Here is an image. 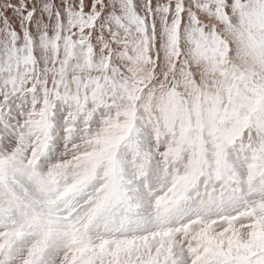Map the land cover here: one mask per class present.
Here are the masks:
<instances>
[{"label": "snow or ice", "instance_id": "obj_1", "mask_svg": "<svg viewBox=\"0 0 264 264\" xmlns=\"http://www.w3.org/2000/svg\"><path fill=\"white\" fill-rule=\"evenodd\" d=\"M0 264H264V0H0Z\"/></svg>", "mask_w": 264, "mask_h": 264}]
</instances>
